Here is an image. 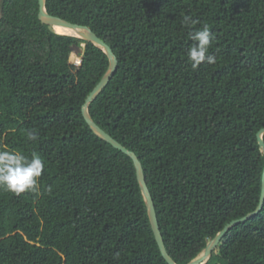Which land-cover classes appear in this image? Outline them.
Instances as JSON below:
<instances>
[{
	"label": "trees",
	"instance_id": "obj_1",
	"mask_svg": "<svg viewBox=\"0 0 264 264\" xmlns=\"http://www.w3.org/2000/svg\"><path fill=\"white\" fill-rule=\"evenodd\" d=\"M0 10V147L45 163L37 192L0 189V264H168L133 159L84 116L109 56L56 33L38 0H0ZM46 10L115 55L88 114L136 155L165 248L190 264L261 203L264 0H46ZM204 24L216 63L193 69L189 34ZM206 264H264V205Z\"/></svg>",
	"mask_w": 264,
	"mask_h": 264
},
{
	"label": "water",
	"instance_id": "obj_2",
	"mask_svg": "<svg viewBox=\"0 0 264 264\" xmlns=\"http://www.w3.org/2000/svg\"><path fill=\"white\" fill-rule=\"evenodd\" d=\"M38 1H39V15H40V19L44 23L50 25L52 28H54L56 26H63V27H70V28H73V29L86 31L87 34H88L86 40L92 42L93 44H95L96 46H98L99 48L104 50L107 53V55L109 56L110 63H111L110 70L106 74V76L102 79L100 84L94 89V91L90 94V96L86 100V103H85L84 109H83L84 116H85L88 124L96 132V134H98L101 138L106 140L108 143H110L116 149L128 154L133 159V161L135 163V166H136V169H137L138 179H139V182H140L141 187H142L143 195H144V198H145L146 203H147L148 208H149L150 219H151V222H152V227H153V230H154L156 241L158 243V246L160 248L162 256L168 262V264H175V262L169 256V254H168V252H167V250L165 248L164 240H163V237H162V234H161V230H160V227H159V223H158V219H157V214H156L154 201L152 199V196H151L150 191L148 189V186L146 184L145 176H144L140 161L138 160V158L136 157V155L134 153L127 151L123 146H121L110 135L106 134L102 129H100L96 124H94V122L90 119V116L88 114V107H89L90 103L93 102L94 99L109 84V82L111 81L114 73L117 70L118 61H117L115 55L113 54L111 48L108 45H106L105 42L102 41L95 33H93L90 28L79 26V25H76V24H72V23H70L68 21H65V20L50 16L47 13V10H46V0H38ZM263 135H264V130H262L259 133L258 138H259V142H260L262 151L264 153ZM263 205H264V178H263L262 199H261V203H260V206L258 207V209L254 213H252V214H250V215H248V216H246V217H244V218H242L240 220L233 221L230 225H228L210 243L208 248L197 259H195L190 264H206L210 260L212 252L217 249V247L219 246L222 238L226 235L227 231L230 228H232V227H234V226H236V225H238L240 223H243V222L249 220L250 218H252L253 216H255L256 214H258L261 211Z\"/></svg>",
	"mask_w": 264,
	"mask_h": 264
},
{
	"label": "clouds",
	"instance_id": "obj_3",
	"mask_svg": "<svg viewBox=\"0 0 264 264\" xmlns=\"http://www.w3.org/2000/svg\"><path fill=\"white\" fill-rule=\"evenodd\" d=\"M185 25H195L200 23L190 15L183 17ZM193 41L187 49V58L193 69L199 68L203 63L209 65L216 63V57L209 52L211 46L212 33L207 24L201 29L190 34ZM28 139L35 141L38 135L34 131L28 133ZM45 170L44 160L36 153L31 158L19 151L8 150L6 146L0 147V189L22 194L25 192H37L39 190V179Z\"/></svg>",
	"mask_w": 264,
	"mask_h": 264
},
{
	"label": "bare ground",
	"instance_id": "obj_4",
	"mask_svg": "<svg viewBox=\"0 0 264 264\" xmlns=\"http://www.w3.org/2000/svg\"><path fill=\"white\" fill-rule=\"evenodd\" d=\"M53 30L58 34L70 35V36L80 37L83 39H86L88 35L87 32L84 30H77L70 27L56 26L53 28Z\"/></svg>",
	"mask_w": 264,
	"mask_h": 264
},
{
	"label": "rangeland",
	"instance_id": "obj_5",
	"mask_svg": "<svg viewBox=\"0 0 264 264\" xmlns=\"http://www.w3.org/2000/svg\"><path fill=\"white\" fill-rule=\"evenodd\" d=\"M0 13H1V10H0Z\"/></svg>",
	"mask_w": 264,
	"mask_h": 264
}]
</instances>
